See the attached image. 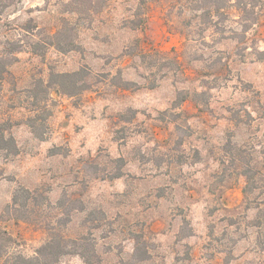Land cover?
I'll return each mask as SVG.
<instances>
[{"label": "rangeland", "instance_id": "374dc122", "mask_svg": "<svg viewBox=\"0 0 264 264\" xmlns=\"http://www.w3.org/2000/svg\"><path fill=\"white\" fill-rule=\"evenodd\" d=\"M7 2L12 252L61 235L58 264H264V0L245 37L236 7L212 16L210 0ZM20 187L29 219L6 211Z\"/></svg>", "mask_w": 264, "mask_h": 264}, {"label": "trees", "instance_id": "16d2710c", "mask_svg": "<svg viewBox=\"0 0 264 264\" xmlns=\"http://www.w3.org/2000/svg\"><path fill=\"white\" fill-rule=\"evenodd\" d=\"M4 6L9 7L14 3V0H8ZM210 0L209 14L212 16L226 15L225 9L229 6H235L240 14V20L242 23V37H245L246 32L259 21V17L254 9H249V5L254 6L253 0ZM187 40L191 39L189 34L186 35ZM18 48H15V51ZM13 50V52H15ZM37 52V49L34 50ZM38 53V52H37ZM6 71V70H5ZM0 71V76L5 72ZM79 72L63 73L61 74L64 79H72L77 76ZM73 85L74 83H69ZM65 83L60 84V87ZM68 93H72L70 90H66ZM11 126L6 122H0V153H16L17 144L14 135L10 131ZM252 181V177L248 176V186ZM21 198H24L21 201ZM34 198V191L20 187L16 189L13 195L12 203L8 205L6 211L11 213L13 218L17 219H29L28 212L30 211L31 201ZM14 209L13 214L12 210ZM26 213V214H25ZM14 215V216H13ZM59 236V237H57ZM65 238L61 235L52 236L42 247L38 250L37 255L28 257L21 253H14L11 250L13 243L15 242L13 236L7 229L6 225L0 220V264H58L60 257L66 253H69L67 246L64 243Z\"/></svg>", "mask_w": 264, "mask_h": 264}]
</instances>
